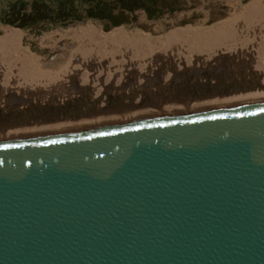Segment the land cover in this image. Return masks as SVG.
<instances>
[{"label": "water", "instance_id": "water-1", "mask_svg": "<svg viewBox=\"0 0 264 264\" xmlns=\"http://www.w3.org/2000/svg\"><path fill=\"white\" fill-rule=\"evenodd\" d=\"M0 264H264V102L0 143Z\"/></svg>", "mask_w": 264, "mask_h": 264}, {"label": "bare ground", "instance_id": "bare-ground-1", "mask_svg": "<svg viewBox=\"0 0 264 264\" xmlns=\"http://www.w3.org/2000/svg\"><path fill=\"white\" fill-rule=\"evenodd\" d=\"M259 15L258 26L253 17L242 27L223 22L213 31L198 27L152 40L141 32L122 36L123 29L104 34L91 23L66 30L62 35L75 38V55L60 95L45 94L49 88L33 71L45 75L49 68L19 46L17 31L5 29L0 143L263 103L264 12ZM221 33L226 38L214 40Z\"/></svg>", "mask_w": 264, "mask_h": 264}, {"label": "rangeland", "instance_id": "rangeland-1", "mask_svg": "<svg viewBox=\"0 0 264 264\" xmlns=\"http://www.w3.org/2000/svg\"><path fill=\"white\" fill-rule=\"evenodd\" d=\"M33 1L35 0H0V17H5V12L11 10L10 8L13 5L12 9L15 11H10L11 18L21 17V13L29 12ZM254 1L256 0H101L105 6L104 12L107 9H109L108 11L113 9L106 19L88 18L82 12L84 15L82 20L72 21L67 25L39 21L31 23L29 27L12 26L0 20V37L4 34L5 29L17 31L19 46L23 49L26 48L31 55L40 57L41 62L43 61L42 64L46 66L45 68H49L45 75H39V73L33 71L36 73L33 74L35 78L33 79L37 80V82L39 81V85H45V88H49L45 94H49L51 91L50 94H55L56 92V95H60L62 93L60 88H62L63 82L67 79L68 73L72 71V57L75 55L72 53V49L75 48V38H73L72 34L62 35L66 30L91 23L100 27L104 34H109L115 29H123L122 36L127 33L141 32L144 35H148V40H152L165 38L171 34L190 29H197L198 27V29L213 31L223 22L226 25L227 22H231L234 26L242 27L253 17H256V19L254 18V24L258 26L259 14L264 12V0H257L256 6L252 5ZM46 2L50 3V0H46ZM140 4H144V7L139 8ZM133 6L135 10L130 11ZM124 7L126 8L125 10H123ZM23 9L25 10L22 12ZM252 12H255V16L251 15ZM233 13L236 16H231ZM246 14L251 15L249 20L245 17ZM230 16L232 20H228ZM117 20L121 21L122 24H111ZM225 36L227 34L221 33L220 36L217 35L215 36L216 38H213L214 40H223L226 38ZM208 41H213V39L209 40L208 37ZM239 44L240 46L244 44L243 46L246 49L252 48V44L248 42L242 41ZM259 52L260 50H256V53ZM253 53L255 54V52ZM67 68L69 72H67ZM42 78H45V82ZM134 85L132 84L133 87ZM109 98L108 96L107 99Z\"/></svg>", "mask_w": 264, "mask_h": 264}, {"label": "trees", "instance_id": "trees-1", "mask_svg": "<svg viewBox=\"0 0 264 264\" xmlns=\"http://www.w3.org/2000/svg\"><path fill=\"white\" fill-rule=\"evenodd\" d=\"M144 4H140L138 7L143 8ZM5 12V17H0V20L5 24H11L12 26L29 27L31 23L39 21H47L51 24L67 25L70 22L80 21L84 18L82 12L85 13L88 18L98 19L108 18L107 16L112 12L113 9L104 12V3L101 0H50L47 3L46 0H35L31 2L29 12L21 13V17L12 19V9ZM126 8L124 7L123 10ZM25 9L22 10V12ZM128 10V9H127ZM135 7L130 8V11H134ZM112 25H120L121 21H114Z\"/></svg>", "mask_w": 264, "mask_h": 264}]
</instances>
